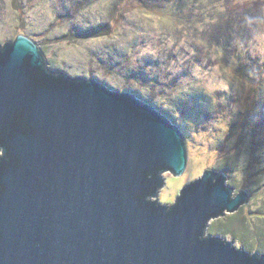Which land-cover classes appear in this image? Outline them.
Masks as SVG:
<instances>
[{"label":"water","instance_id":"obj_1","mask_svg":"<svg viewBox=\"0 0 264 264\" xmlns=\"http://www.w3.org/2000/svg\"><path fill=\"white\" fill-rule=\"evenodd\" d=\"M186 165L154 106L53 71L24 35L0 45V264H264L207 233L249 200L223 173L158 202L163 174Z\"/></svg>","mask_w":264,"mask_h":264},{"label":"rangeland","instance_id":"obj_2","mask_svg":"<svg viewBox=\"0 0 264 264\" xmlns=\"http://www.w3.org/2000/svg\"><path fill=\"white\" fill-rule=\"evenodd\" d=\"M113 3L119 8L111 12ZM130 4L131 9L123 6V0H0V45L24 35L42 50L53 71L96 79L152 106L170 105L180 93L185 97L192 90L209 96L187 109L188 114L183 108L189 120L176 119L179 126L168 112L160 111L182 132L187 165L179 176L163 174L157 200L171 205L181 189L206 169L223 173L234 194L246 191L249 200L239 211L211 221L207 233L237 243L247 252L264 253V238L253 234L260 215L257 210L264 209V173L247 176L242 168L249 153L242 148L233 157L234 163L226 162L232 173L224 171L222 154L216 150L223 141V118L207 112L215 105V94L235 112L248 107V85L243 78H235L234 69L264 68V0H137ZM155 6H161L163 13H150L148 8ZM107 15L121 20L113 34L86 37L96 25L107 24ZM131 69L139 73L137 82L130 77ZM262 88L250 109L247 142L257 139L264 143V85ZM192 100L189 97L190 105ZM202 116L207 120L197 121ZM262 150L257 151L264 162ZM231 217L251 226L247 238L226 233Z\"/></svg>","mask_w":264,"mask_h":264},{"label":"trees","instance_id":"obj_3","mask_svg":"<svg viewBox=\"0 0 264 264\" xmlns=\"http://www.w3.org/2000/svg\"><path fill=\"white\" fill-rule=\"evenodd\" d=\"M130 1H135L137 4V0H123V6L127 9H131L134 6L130 4ZM156 1V0H155ZM154 2V1H153ZM146 4V3H145ZM147 4H152L150 1ZM144 5L143 9L147 6ZM119 4L118 3H113L110 7L111 12L116 10L115 8ZM139 6H142L141 2L138 4ZM155 5V4H153ZM138 7V6H137ZM161 6H155L154 8H148L150 13L152 14H158L163 13V8L161 9ZM173 10V8H172ZM110 12V11H109ZM108 16V15H107ZM109 21L107 24H102V25H96L95 27L92 28L90 33L86 35V37H100V36H109L110 34H113L115 31L116 25L121 23V20L116 18H111L108 16L106 17ZM84 31H82V34ZM80 38L84 37L83 35H79ZM234 74L235 78L239 80V78H243V80L246 82L248 85L249 89V96H248V102H247V108L245 107V111L240 110V111H233L228 105H226L225 102H220L216 96V101L214 102L213 109L210 106L207 109V112L209 115L213 113H219L222 116L221 123L224 126V135H223V141L221 145L216 149L218 152L222 154V159L221 161H224L225 163V168L224 171H227V173H232L233 169L231 166L226 165L230 164V162L234 163L235 160L233 157L237 154L236 152L242 148L246 149L247 152L249 153V160L246 165L242 168V170L247 174L248 177H256L259 176L260 173H264V162L262 161L261 157L262 155L258 153L257 150H259V147H263L264 150V143L261 141H258L257 139H249L248 142L246 141V134L248 131V126H249V118L251 115V107L256 99V97L260 94V91L262 86L264 85V68H259V67H241V68H235L234 69ZM138 71L137 70H130V77L134 80V82H137L138 78ZM151 88V87H150ZM190 91V90H189ZM183 93H180V95L176 96L174 103L165 104L164 106L159 105V104H154V107L162 112H168V114L173 118L174 121H176V124L179 126V122L176 119H180L181 122H184L185 119H188L183 115V110H186L184 112H187V109L195 107L196 105L199 106V104L205 100L207 96L203 92H200L199 94H195L194 90L191 92H188L187 94L189 96H182ZM189 97L192 98L194 104L190 105L189 104ZM148 97H144L143 99H146ZM148 100V99H146ZM150 100V99H149ZM196 100V103H195ZM152 102V101H151ZM197 107V106H196ZM184 108V109H183ZM222 108H225L222 110ZM183 109V110H182ZM178 114V115H177ZM205 119L202 117L198 118L197 121H203L201 120ZM207 120V119H205ZM196 121V122H197ZM193 124L192 122L189 123V125ZM197 124V123H196ZM198 125V124H197ZM223 130V129H222ZM262 144H261V143ZM246 143V145H245ZM262 150V152H263ZM214 152V150H213ZM216 152V151H215ZM256 213V212H255ZM257 214H260L257 218V226H254L253 228L255 229V232L253 234H259L262 238H264V209L257 210ZM241 223L242 226H238L237 224ZM251 226L247 227V224L242 220V219H233L231 217L230 221L226 223V233L231 234L232 236L236 235H241L242 237H248L249 236V231H250ZM236 231V234L234 233ZM252 230V228H251ZM253 232V231H252Z\"/></svg>","mask_w":264,"mask_h":264}]
</instances>
